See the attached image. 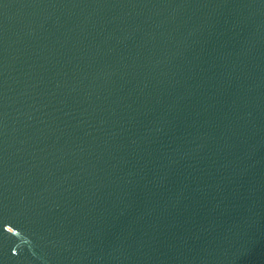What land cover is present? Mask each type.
<instances>
[{
    "label": "water",
    "instance_id": "water-1",
    "mask_svg": "<svg viewBox=\"0 0 264 264\" xmlns=\"http://www.w3.org/2000/svg\"><path fill=\"white\" fill-rule=\"evenodd\" d=\"M0 264H264V0H0Z\"/></svg>",
    "mask_w": 264,
    "mask_h": 264
}]
</instances>
